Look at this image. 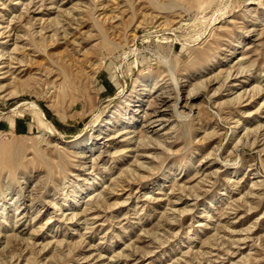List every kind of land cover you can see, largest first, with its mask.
Masks as SVG:
<instances>
[{
    "label": "rangeland",
    "instance_id": "rangeland-1",
    "mask_svg": "<svg viewBox=\"0 0 264 264\" xmlns=\"http://www.w3.org/2000/svg\"><path fill=\"white\" fill-rule=\"evenodd\" d=\"M3 42L0 264H264V0H0Z\"/></svg>",
    "mask_w": 264,
    "mask_h": 264
},
{
    "label": "bare ground",
    "instance_id": "bare-ground-1",
    "mask_svg": "<svg viewBox=\"0 0 264 264\" xmlns=\"http://www.w3.org/2000/svg\"><path fill=\"white\" fill-rule=\"evenodd\" d=\"M112 17H113V16H112ZM116 17H117V16H116ZM33 19H34V17H33ZM110 19H111V18H110ZM40 20H41V19H40ZM40 20H39V21H40ZM60 20H61V19H60ZM111 20H112V19H111ZM31 21H32V19H31ZM48 21H49V20H48ZM55 21H56V20H55ZM62 21H64V20H62ZM108 21H109V20H108ZM35 22H36V21H35ZM41 22H42V21H41ZM57 22H58V21H57ZM105 22H106V21H105ZM29 23H30V22H28V24H29ZM54 23H56V22H54ZM34 24H35V23H34ZM37 24H39V23L37 22ZM48 24H49V23H48ZM79 24H80V23H79ZM26 25H27V24H26ZM61 25H62V24H61ZM31 26H32V24H31ZM53 27H54V26H53ZM47 28H48V27H47ZM49 29H50V28H49ZM56 30H57V29H56ZM56 32L58 33V30H57ZM65 32H66V29H65ZM39 33L42 34L43 32L41 31V32H39ZM39 33H38V34H39ZM54 33H55V32H54ZM66 33H67V32H66ZM66 33H65V34H66ZM53 35H54V34H53ZM69 35H70V34H69ZM104 37L106 38V36H104ZM41 40H43V39L41 38ZM41 40H40V41H41ZM105 40L107 41V39H105ZM40 41H39V42H40ZM108 41H109V40H108ZM34 43H35V42H34ZM110 43H111V42H110ZM1 44H2V45H1V51H0V60L3 59L4 56L6 55V53L4 52V44H5V43L3 42V43H1ZM36 44H38V43L36 42ZM12 60H13V58L10 57L9 62H8L9 65L14 64V63H13L14 61H12ZM14 60H16V59L14 58ZM10 61H11V62H10ZM22 62H23V61H22ZM22 62H21V61H20V62L18 61V63H22ZM4 64H5V62L0 61V72L4 70V68H5V67L3 66ZM8 67H9V66H8ZM239 67H240V66H239ZM241 67H243V66H241ZM237 68H238V67H237ZM244 68H245V67H243V70H244ZM238 69H240V71H241V68H238ZM240 71H239V72H240ZM7 73H8V71H7V72L5 71L4 73H0V75L5 76ZM13 74H14V73H11L10 76H13ZM236 74H237V72H236ZM239 74H240V73H239ZM2 76H1V78H3ZM229 76H230V75H229ZM11 79H12L11 81L15 82V84H16V83H20V86H22V87H23V86H26V84H27V82L20 81V80H21L20 78L17 79V78L15 77L14 79H13V78H11ZM16 80H18V82H16ZM150 81L153 82V78L148 77V78H145L143 82H145V83H149ZM154 84L157 85L156 87H159V84H158L157 81H154ZM18 87H19V86H18ZM19 89H20V87H19ZM0 91H1V89H0ZM255 91H256V90H255ZM255 91H254V92H255ZM12 93H13V94L18 93V91L15 90V91H12ZM118 108H119V107H118ZM126 113H127V112H126ZM160 120H161V119H160ZM134 121H135V118L131 117V119H129L128 122H134ZM152 122H153V121H152ZM125 125H126V124H125ZM127 125H128V124H127ZM141 140H142V139H141ZM146 140H147V137H146V139H145V143L147 142ZM148 140H149V139H148ZM142 141H143V140H142ZM149 141H150V140H149ZM82 144H83V143L81 142V143L76 144V146H82ZM140 144H141V142H140ZM148 144H149V142H147V145H146V146H148ZM137 145H138V144H137ZM142 145H143V144H142ZM135 147H137V146H135ZM92 150H93V149H92ZM120 183H121V182H120ZM21 193H22V192H21ZM21 193H20V194H21ZM73 194H74V193H73ZM75 194H76V193H75ZM17 197H18V196H17ZM53 200H54V199H53ZM37 216H38V215H37ZM49 218H50V217H49ZM72 218H74V217H72ZM51 219H53V218H51ZM70 220H71V219H70ZM48 221H49V220H48ZM7 245H8V244H7ZM9 248H10V247H9ZM14 257H15V254H14Z\"/></svg>",
    "mask_w": 264,
    "mask_h": 264
},
{
    "label": "crops",
    "instance_id": "crops-1",
    "mask_svg": "<svg viewBox=\"0 0 264 264\" xmlns=\"http://www.w3.org/2000/svg\"><path fill=\"white\" fill-rule=\"evenodd\" d=\"M16 125V124H15Z\"/></svg>",
    "mask_w": 264,
    "mask_h": 264
}]
</instances>
